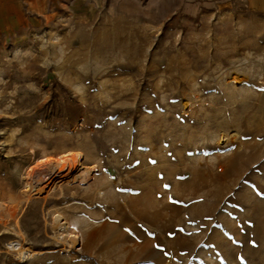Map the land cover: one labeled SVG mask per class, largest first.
<instances>
[{
	"label": "rangeland",
	"instance_id": "374dc122",
	"mask_svg": "<svg viewBox=\"0 0 264 264\" xmlns=\"http://www.w3.org/2000/svg\"><path fill=\"white\" fill-rule=\"evenodd\" d=\"M0 28V203L46 153L87 186L32 203L0 264H264V0H63ZM59 213L84 234L70 252ZM0 222V250L14 238Z\"/></svg>",
	"mask_w": 264,
	"mask_h": 264
},
{
	"label": "bare ground",
	"instance_id": "6f19581e",
	"mask_svg": "<svg viewBox=\"0 0 264 264\" xmlns=\"http://www.w3.org/2000/svg\"><path fill=\"white\" fill-rule=\"evenodd\" d=\"M83 153L73 151H53L29 167L22 177L24 185L21 196L9 197L7 204L0 203V222L3 229L12 228L15 237L7 238L0 254H9L21 262L35 260L53 251L32 249L27 244V235L21 229L20 219L34 202L57 203L64 197V190H74L88 185L95 171ZM52 229L54 239L70 252H78L83 247L84 234L70 220L59 213L54 214Z\"/></svg>",
	"mask_w": 264,
	"mask_h": 264
},
{
	"label": "crops",
	"instance_id": "0c3cea01",
	"mask_svg": "<svg viewBox=\"0 0 264 264\" xmlns=\"http://www.w3.org/2000/svg\"><path fill=\"white\" fill-rule=\"evenodd\" d=\"M63 0H0V28L18 24V16L34 18L59 7Z\"/></svg>",
	"mask_w": 264,
	"mask_h": 264
}]
</instances>
